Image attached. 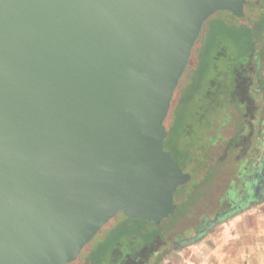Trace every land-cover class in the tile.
<instances>
[{
    "label": "water",
    "instance_id": "95a60500",
    "mask_svg": "<svg viewBox=\"0 0 264 264\" xmlns=\"http://www.w3.org/2000/svg\"><path fill=\"white\" fill-rule=\"evenodd\" d=\"M245 2L0 0V264H68L119 212H174V91L205 20Z\"/></svg>",
    "mask_w": 264,
    "mask_h": 264
},
{
    "label": "rangeland",
    "instance_id": "374dc122",
    "mask_svg": "<svg viewBox=\"0 0 264 264\" xmlns=\"http://www.w3.org/2000/svg\"><path fill=\"white\" fill-rule=\"evenodd\" d=\"M258 7L261 8L260 5H258ZM246 13L249 16V19L257 18V9L255 8L254 11H251L250 8L247 9ZM214 14L208 17L203 23L200 35L192 49L188 64L176 86L174 92L176 96L186 83L187 86L185 90H189L193 87L194 91L196 84H189L191 83V77L195 73V70L198 69L199 65L201 68H206V72L209 73L208 76H217L216 80L220 83L222 80V72L227 68L228 58H231L232 56L240 58V56L243 55L241 51H244L242 48L246 46V44L244 45L242 42L238 45H233L234 41L231 40V36L229 35H225L223 38H221V36L217 37L207 45L208 39L206 37L207 35H204L205 29L206 27L210 28L213 24V22L210 24L209 22L217 17L226 18L227 21L229 20V17L226 14H220V11L215 12ZM230 21L231 20H229V22ZM221 49H225L223 55L219 54ZM229 49L231 50L229 51ZM205 51L206 55L204 57L203 55ZM201 56L203 57L201 58ZM261 71L264 76V63ZM205 85L206 84L201 85L200 89H202V93L199 94V97L197 94L198 88L195 89L194 93L201 104L202 101L204 102L207 100L205 96ZM213 88L215 89L216 85ZM230 98L231 103L235 104L233 116L231 117L230 122L222 128L221 134L223 138L212 147L209 160L210 165H204L198 168L197 173L194 175V181H192V183H194H189L190 185L185 187L186 190L189 189V193L183 197L180 196L175 198L176 204H183V208L176 216L172 217L169 215L165 218V220L161 222L162 226H160L159 229L161 235L158 238L154 237L158 249H161L159 247H162V250L164 251L171 249L168 253L161 256L159 261L155 264H186L188 259L194 261L196 264H215L218 261L226 263L229 260L230 255L232 256L231 259L235 258L237 260H242L246 255L243 254L242 251L243 235L240 233L243 228L241 227H244V224L248 223L256 224L258 228L264 227L263 201L255 204L251 208H246L244 211L242 210L243 212H238V214H232L225 217L222 222L213 226L205 235H203V238H201L199 242L188 246H180L178 249L172 248L173 243L176 242L180 236L193 234L191 226L199 224L204 217H207L208 219L212 217L214 211L219 207L220 200L224 198L223 194L230 185V180L236 179L235 176L239 164L245 157V148H247L249 141V121L253 120L252 114L256 113L255 108L256 105H258L257 101L260 98L256 95L255 101L247 98L246 110H244L243 104L238 98L234 99L232 95ZM198 99L194 98V100L190 101L185 100L182 105L176 103V107L178 108L175 111L179 112L181 106V109L185 112L188 119L187 114L196 111L199 104ZM206 104L207 103L204 104V108ZM229 108L233 109V106H230ZM168 114L169 111L167 116ZM165 122L167 123V121ZM209 169L211 170L210 173L212 175L205 178ZM190 192L193 194L191 195ZM124 219L125 216L121 212L112 217L99 229L93 238L83 246L77 258L68 264H80V261L91 250H93L97 242L104 239L109 231L108 228L112 227L117 221H123ZM145 227L152 228L148 224L145 225ZM234 232H238L239 236L236 237L233 244H230L227 240L232 238L231 236ZM132 240L134 247H138L143 242L140 234H138V237H132ZM152 241L154 242V240ZM127 244H129L128 238L122 237V240L117 245L120 255L117 256L116 262L128 252ZM214 248H216V251L211 252L210 249ZM108 262L109 261L104 264H111Z\"/></svg>",
    "mask_w": 264,
    "mask_h": 264
},
{
    "label": "trees",
    "instance_id": "16d2710c",
    "mask_svg": "<svg viewBox=\"0 0 264 264\" xmlns=\"http://www.w3.org/2000/svg\"><path fill=\"white\" fill-rule=\"evenodd\" d=\"M245 4L246 9L249 8V6L251 7L252 0H247ZM220 14H226L229 17V20L232 21L244 19L236 17L230 12L224 10H221ZM258 18V23L262 25L264 22V15L262 14L261 16H258ZM229 20L227 21L226 18L217 17L209 22V24L211 22H213V24L210 26V28L206 27L205 29L204 35H207V45L217 37L221 36V38H223L225 35H229L231 36V40L234 41L233 45H238L242 42L244 45L246 44V46L242 48V50H244L241 51L243 54L242 56L246 55V53H249V51L251 52L253 46L255 47V45H258L259 53L255 61L256 73L258 82L262 84V89H264V79L260 74V70L264 63V43L258 41L259 37L262 35L261 31L259 30L261 26L258 23L256 26H247L244 24H239V26H237L236 24L229 22ZM224 50L225 49H221L219 54L223 55ZM230 50L231 49H229V51ZM205 55L206 51L203 56L205 57ZM203 56H201V58ZM231 58L232 59L228 58L227 68L222 72V74L227 73L228 75L226 80L227 84L221 89L213 88V83L216 80V76H208L209 73L206 72V68H201L199 65L198 69L195 70V73L191 77V83L189 84H196L194 91L193 87H191L189 90H185L187 86L186 83V85L179 91L177 96L174 93L169 108V114L165 118L167 123L164 121V125L167 130V135L163 142L164 149L171 154L172 158L185 172H188L191 175L190 184L194 183H192V181H194V175L197 173L198 168L204 165H210L209 160L212 147L223 138L221 134L222 128L230 122V119L233 116L235 104L231 103V89H229L227 86L232 84L231 77L233 76V72H231V70L233 67L238 65V60L240 58H237V56H232ZM202 84H206L205 96L207 100L204 102L202 101L201 104L198 97L199 94L202 93V89H200ZM197 88L198 97L194 95L195 89ZM194 98L198 99L199 104L195 112H190V114H187L188 119L185 112L181 109V106L179 112L175 111L178 108L176 107L178 103L179 105H182L185 100L190 101L194 100ZM205 103L207 104L204 108ZM230 106H233V109L229 108ZM210 172L211 170L209 169L205 175V178L212 175ZM190 184L188 183L187 186ZM185 187H183V185L177 187V190L174 193L175 204V198H178L182 195V190ZM192 194L193 193H191V195ZM225 205H227V203ZM182 208L183 204L177 203L176 210L173 214H171V216H176ZM147 224L152 228H146L145 225ZM160 226H162V223L154 224L152 221L148 220L131 219L125 217L123 221L119 220L112 227L108 228L109 231L104 239L97 242L93 250H91L80 261V264H104L107 261H109L108 263L115 264L117 261V256L120 255L117 245L122 240V237L128 238L129 244H127V246L128 251H130L131 249L136 248L133 245L132 237H138V234H140L143 241L141 245H144L150 242L153 236L160 234ZM164 253L165 252L159 254V256H156L153 264L157 263Z\"/></svg>",
    "mask_w": 264,
    "mask_h": 264
},
{
    "label": "flooded vegetation",
    "instance_id": "af4514ba",
    "mask_svg": "<svg viewBox=\"0 0 264 264\" xmlns=\"http://www.w3.org/2000/svg\"><path fill=\"white\" fill-rule=\"evenodd\" d=\"M258 5H260L261 8H259ZM244 8V15L239 17L244 19L231 20L230 22L237 26H239V24L256 26L259 19L258 16L264 15V0H252L251 7L249 6L251 11H254V8L257 9V18L249 19L246 13L249 8L246 9V4H244ZM260 26L259 30L262 35L259 37L258 41L264 43V22ZM258 50V45H255L251 52L249 51V53L240 57L238 65L231 70V72H233V76L231 77L232 84L227 86L231 89L230 96L232 95L234 99L238 98L239 101L242 102L244 110L247 108V98L253 101H255V95L260 98L255 108L256 113L252 114L253 120L249 121L248 146L245 148V157L239 164L235 176L236 179L230 180V185L225 190V195L223 194L224 198L220 200L219 207L214 211L212 217L210 219L204 217L199 224L191 226L193 234L180 236L179 239L173 243V249L199 242L201 238H203V235L213 226L222 222L225 217L243 212L244 209L251 208L255 204L264 201V89H262V84L258 82L256 73L255 61L259 53ZM261 70L260 74L263 76ZM227 75V73L222 74L220 83L215 80L213 84L214 86L217 84L216 89H221L227 84ZM190 179L182 184L183 187L190 183ZM188 193L189 189L186 190L184 188L181 196L183 197ZM226 203L227 205H225ZM160 235L161 234H156L150 242L131 249L125 253L118 262H115V264H153L156 256H159V254L163 252H165L163 254L165 255L171 250L164 251L162 247L158 249L154 237L158 238ZM152 240H154V242Z\"/></svg>",
    "mask_w": 264,
    "mask_h": 264
},
{
    "label": "crops",
    "instance_id": "0c3cea01",
    "mask_svg": "<svg viewBox=\"0 0 264 264\" xmlns=\"http://www.w3.org/2000/svg\"><path fill=\"white\" fill-rule=\"evenodd\" d=\"M245 225V226H244ZM241 227L242 232L240 234L243 235V245L242 251L244 258L242 260H237L235 258L231 259L232 256H229V260L226 263H222V261H218L215 264H264V227H257L256 224L248 223L244 224ZM262 228V229H261ZM238 232H234L227 241L230 244H233L238 237ZM219 247V246H216ZM216 248L210 249L211 252H215ZM186 264H196L194 261L188 259ZM214 264V263H211Z\"/></svg>",
    "mask_w": 264,
    "mask_h": 264
}]
</instances>
